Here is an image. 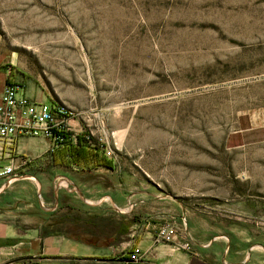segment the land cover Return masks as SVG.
Instances as JSON below:
<instances>
[{
  "label": "rangeland",
  "instance_id": "rangeland-1",
  "mask_svg": "<svg viewBox=\"0 0 264 264\" xmlns=\"http://www.w3.org/2000/svg\"><path fill=\"white\" fill-rule=\"evenodd\" d=\"M0 72L108 136L128 210L264 245V0H0Z\"/></svg>",
  "mask_w": 264,
  "mask_h": 264
},
{
  "label": "crops",
  "instance_id": "crops-1",
  "mask_svg": "<svg viewBox=\"0 0 264 264\" xmlns=\"http://www.w3.org/2000/svg\"><path fill=\"white\" fill-rule=\"evenodd\" d=\"M7 78L0 72V94ZM73 144L52 154L45 137L0 141V168L13 167L18 175L0 178V264L115 262L129 259L134 248L142 260L129 264H264V245L203 236L184 212L162 219L173 220L191 249L158 242L161 218L128 210L132 193L124 176L101 160L77 157L82 150L100 153Z\"/></svg>",
  "mask_w": 264,
  "mask_h": 264
},
{
  "label": "built area",
  "instance_id": "built-area-1",
  "mask_svg": "<svg viewBox=\"0 0 264 264\" xmlns=\"http://www.w3.org/2000/svg\"><path fill=\"white\" fill-rule=\"evenodd\" d=\"M75 115L64 106L52 105L48 102H38L22 95L18 87L6 85L0 94V141H12L16 137H45L52 143L50 153H55L60 147L75 142L77 125ZM86 141L95 151L107 159L115 157L108 136H96L92 132L86 134ZM12 176L18 178L13 167L0 168V178ZM157 241L171 244L176 251H189L190 242L179 239L178 227L174 222L163 224L157 235ZM142 251L134 248L129 259L121 258L115 262H96L95 264H129L139 263Z\"/></svg>",
  "mask_w": 264,
  "mask_h": 264
},
{
  "label": "trees",
  "instance_id": "trees-1",
  "mask_svg": "<svg viewBox=\"0 0 264 264\" xmlns=\"http://www.w3.org/2000/svg\"><path fill=\"white\" fill-rule=\"evenodd\" d=\"M69 146H74V144L72 142H70L68 144ZM76 147H86V148H89V149H92L93 152L95 153V149L87 143L86 141V138H85V142H82L81 144H77L75 145ZM97 153V152H96ZM74 155H76L77 157H81L82 159H90V158H95V154H93L91 151H86V150H82V151H77ZM96 159V158H95ZM102 164H106L108 167H110V164L109 163H104L103 161H101ZM105 165V166H106ZM111 168V167H110Z\"/></svg>",
  "mask_w": 264,
  "mask_h": 264
}]
</instances>
